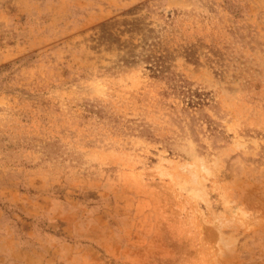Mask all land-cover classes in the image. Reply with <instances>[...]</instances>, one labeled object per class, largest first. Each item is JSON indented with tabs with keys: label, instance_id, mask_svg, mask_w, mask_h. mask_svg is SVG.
Here are the masks:
<instances>
[{
	"label": "rangeland",
	"instance_id": "obj_1",
	"mask_svg": "<svg viewBox=\"0 0 264 264\" xmlns=\"http://www.w3.org/2000/svg\"><path fill=\"white\" fill-rule=\"evenodd\" d=\"M0 264H264V0H0Z\"/></svg>",
	"mask_w": 264,
	"mask_h": 264
},
{
	"label": "trees",
	"instance_id": "obj_2",
	"mask_svg": "<svg viewBox=\"0 0 264 264\" xmlns=\"http://www.w3.org/2000/svg\"><path fill=\"white\" fill-rule=\"evenodd\" d=\"M195 96H196V94H194V93L190 94V96L188 98V100H189L188 104L190 106L202 105V103H204V101L196 98L199 95H197L196 97Z\"/></svg>",
	"mask_w": 264,
	"mask_h": 264
}]
</instances>
